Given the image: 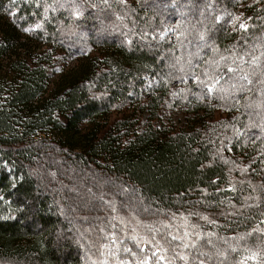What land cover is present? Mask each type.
<instances>
[{
  "label": "trees",
  "instance_id": "trees-1",
  "mask_svg": "<svg viewBox=\"0 0 264 264\" xmlns=\"http://www.w3.org/2000/svg\"><path fill=\"white\" fill-rule=\"evenodd\" d=\"M144 261L264 264V0H0V264Z\"/></svg>",
  "mask_w": 264,
  "mask_h": 264
},
{
  "label": "snow or ice",
  "instance_id": "snow-or-ice-1",
  "mask_svg": "<svg viewBox=\"0 0 264 264\" xmlns=\"http://www.w3.org/2000/svg\"><path fill=\"white\" fill-rule=\"evenodd\" d=\"M235 19H239V17H236ZM37 27H39V25H37ZM241 27H242V28H243V27H246V25L241 24ZM24 31H28V29H24ZM201 38H203V37H201ZM229 71L231 72V71H233V69L230 68ZM204 76L206 77L207 80H209V81H211V82H210V83H205V80H202V79H200L199 77H196V80H197L200 84H202V85H204L205 87H207V89H208V93L211 94V93L213 92V90H214V86H215L216 84L219 83V80L216 79V78L213 77V76H209L208 73H207V71H205ZM244 78L246 79L247 77H244ZM125 251H128V249H125ZM161 259H163V257H161ZM143 264H147V261H144Z\"/></svg>",
  "mask_w": 264,
  "mask_h": 264
},
{
  "label": "rangeland",
  "instance_id": "rangeland-1",
  "mask_svg": "<svg viewBox=\"0 0 264 264\" xmlns=\"http://www.w3.org/2000/svg\"><path fill=\"white\" fill-rule=\"evenodd\" d=\"M245 20H246V18L245 17H242V18H240V22H237V24H238V26L240 28H241V24H244L245 25V22H244ZM169 115H171V113L168 114V116ZM179 117H181V114L179 112H175L174 113V119L177 121Z\"/></svg>",
  "mask_w": 264,
  "mask_h": 264
}]
</instances>
